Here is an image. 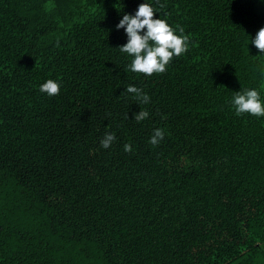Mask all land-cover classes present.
<instances>
[{
    "label": "trees",
    "instance_id": "trees-1",
    "mask_svg": "<svg viewBox=\"0 0 264 264\" xmlns=\"http://www.w3.org/2000/svg\"><path fill=\"white\" fill-rule=\"evenodd\" d=\"M143 3L188 37L150 77L116 27ZM261 28L264 0H0V264H264V116L232 103L264 106Z\"/></svg>",
    "mask_w": 264,
    "mask_h": 264
},
{
    "label": "clouds",
    "instance_id": "clouds-1",
    "mask_svg": "<svg viewBox=\"0 0 264 264\" xmlns=\"http://www.w3.org/2000/svg\"><path fill=\"white\" fill-rule=\"evenodd\" d=\"M163 7V5H161ZM117 30L124 29L128 37L127 43L120 47L121 53H126L133 57L129 69L133 73H142L150 77L153 73H163L173 56L179 57L188 50V37L177 36L172 28L161 19H154V10L147 3L140 4L135 15H124L117 24ZM146 29V31H144ZM181 34L184 29L179 28ZM143 32V35H141ZM260 53H264V28H261L255 39L251 42ZM60 85L54 80H48L40 86V92L49 97L59 94ZM126 93L133 94L142 103H148L149 97L142 94V90L135 86H128ZM233 106L237 115L250 114L254 117L264 116V106H262L257 90H243L236 93L233 98ZM149 116L147 111H139L134 115L137 123L145 120ZM164 138V130L156 129L149 140L152 146H157ZM115 140L114 133H106L100 141L101 147L108 149ZM130 144L124 145V151L132 152Z\"/></svg>",
    "mask_w": 264,
    "mask_h": 264
}]
</instances>
